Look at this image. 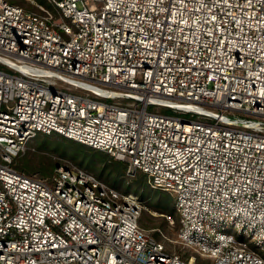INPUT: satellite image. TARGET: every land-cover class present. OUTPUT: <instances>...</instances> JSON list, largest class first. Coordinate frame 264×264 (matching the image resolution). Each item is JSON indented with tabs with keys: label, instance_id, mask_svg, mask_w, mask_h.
Segmentation results:
<instances>
[{
	"label": "built area",
	"instance_id": "2783aa9c",
	"mask_svg": "<svg viewBox=\"0 0 264 264\" xmlns=\"http://www.w3.org/2000/svg\"><path fill=\"white\" fill-rule=\"evenodd\" d=\"M47 1L0 0V264H264V0ZM53 132L173 194L184 253L139 195L14 165Z\"/></svg>",
	"mask_w": 264,
	"mask_h": 264
},
{
	"label": "rangeland",
	"instance_id": "374dc122",
	"mask_svg": "<svg viewBox=\"0 0 264 264\" xmlns=\"http://www.w3.org/2000/svg\"><path fill=\"white\" fill-rule=\"evenodd\" d=\"M13 1L31 9L43 5L54 10L47 0ZM54 80L63 84L58 79ZM14 165L28 174L41 177L53 176L59 165L81 168L93 173L122 193L139 195L146 205L140 220L141 226L154 238L162 241L168 251L184 253L185 248L178 239V223L172 224L165 217V214L174 212V195L153 188L142 172L129 174L127 160L116 158L106 151L86 144L77 145L74 139L72 141L71 138L53 132L40 133L31 139L25 150L15 159ZM210 262L211 258L198 256V264Z\"/></svg>",
	"mask_w": 264,
	"mask_h": 264
},
{
	"label": "trees",
	"instance_id": "16d2710c",
	"mask_svg": "<svg viewBox=\"0 0 264 264\" xmlns=\"http://www.w3.org/2000/svg\"><path fill=\"white\" fill-rule=\"evenodd\" d=\"M54 133H56V132H54ZM71 140L73 141V139H71ZM74 142H75L77 145H83V146H84V144L81 143V142L79 143L78 141H75V140H74Z\"/></svg>",
	"mask_w": 264,
	"mask_h": 264
}]
</instances>
